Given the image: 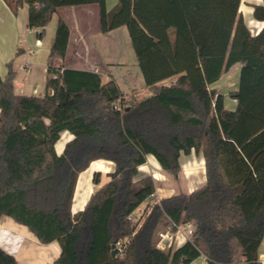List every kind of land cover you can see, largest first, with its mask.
I'll use <instances>...</instances> for the list:
<instances>
[{
  "label": "trees",
  "instance_id": "1",
  "mask_svg": "<svg viewBox=\"0 0 264 264\" xmlns=\"http://www.w3.org/2000/svg\"><path fill=\"white\" fill-rule=\"evenodd\" d=\"M253 17L264 23V0ZM97 4L102 33L127 28L151 95L129 99L111 76L66 68L71 30L59 18L48 58L46 95L15 92L9 62L0 77V219L26 227L42 245L58 243L52 264H261L264 240V27L253 34L242 0H15L28 6V29L45 28L63 7ZM20 55V51L18 52ZM240 64L237 90L213 89ZM175 79V80H172ZM172 80L169 84L165 81ZM64 131L74 139L55 150ZM205 160L206 184L150 206L140 228L132 217L156 195L139 168L153 157L177 177L180 158ZM96 160L115 164L93 183L84 210L72 213L79 175ZM190 224L193 235L167 253L159 234ZM121 244L123 254L114 246ZM0 264H19L0 246Z\"/></svg>",
  "mask_w": 264,
  "mask_h": 264
},
{
  "label": "crops",
  "instance_id": "2",
  "mask_svg": "<svg viewBox=\"0 0 264 264\" xmlns=\"http://www.w3.org/2000/svg\"><path fill=\"white\" fill-rule=\"evenodd\" d=\"M14 2L15 0H0V77L5 78L8 75L7 65L12 61L13 69L17 73L14 80L16 94L31 97H44L46 95L48 58L59 18H63L71 30L68 51L63 62L66 68L91 72H99L98 68H103L108 73L115 66L127 67L129 65L127 64L129 60L124 58L121 52L119 56L115 54L116 33L120 32L122 28L109 33H102L100 9L97 4L60 8L45 28L44 38L40 40L37 35L41 30H31L27 27L28 6L24 5L15 12ZM259 3L262 2L260 0H242L240 8L242 15L243 7L246 8L247 14L250 16L249 24L245 18L244 20L253 34H258L264 27V23L256 21L253 17L252 5ZM117 4L118 0H106L108 11H112ZM112 34H115V37H111ZM19 51L20 55H18ZM133 66H138L137 59ZM127 72L129 76H126V79L131 81V72L130 70ZM108 75L109 78L111 75L116 80L112 73H108ZM214 85L212 88L218 90ZM237 89L238 86L235 90ZM122 90L124 91V89ZM218 91L227 96L226 108L235 110L237 108L236 100L229 98L227 93ZM126 93H128L127 89ZM227 101L231 102L232 108H228ZM73 139L74 136L70 132H62L60 140L55 145L56 153L62 155L66 145ZM152 159L154 158L148 156L147 163L141 166L139 170L142 176H149V173L142 169L150 164L154 176L157 174L162 176L160 179L154 177L157 191L161 192L159 194L160 199L177 194H190L206 184L205 160L202 155H196L193 152L188 156H181V174L184 167L185 175H181L183 177H181L180 183L173 181L167 183L169 175L161 170L162 174L159 164L155 159L154 161ZM114 171L115 164L113 162L96 160L79 175L72 205L73 214L84 210L92 193L99 187L93 183L95 173L101 174L100 186H102L109 181L108 175ZM20 228L21 225L10 218L0 219V246L13 255L19 264H41L38 262L40 252L37 249L49 245H42L28 229V233H24L20 231ZM29 242L31 245L27 244ZM262 255H264V240L259 250V257ZM192 264H208V260L201 257Z\"/></svg>",
  "mask_w": 264,
  "mask_h": 264
},
{
  "label": "rangeland",
  "instance_id": "3",
  "mask_svg": "<svg viewBox=\"0 0 264 264\" xmlns=\"http://www.w3.org/2000/svg\"><path fill=\"white\" fill-rule=\"evenodd\" d=\"M110 4H111V1H110ZM242 11H243V17L245 18L246 22L248 23L250 16H249V14H247L246 8L243 7ZM120 32H121V34H120ZM120 32L116 33L117 36L115 38V45H114L115 54H117V56H119L120 52H121L122 56L124 58H127V60H129L127 63L129 65L127 67H123V66L122 67L121 66L116 67L115 66V68L108 73L113 74V76L116 78L120 87L122 89H124L125 93H126V89H127L128 93H126V95L128 97V100L129 99H135L138 101V100H141V99L148 97L151 94V92L147 88V86L145 85V82H144V79L141 75L139 67L133 66V63L134 64L136 63V56H135V53H134V50L132 47V43H131L129 32H128L127 28H125V27L122 28V30ZM111 37H115V34H112ZM240 68H241L240 64L235 65L229 71V73L223 75V77L214 85V87L223 93H227V95L230 92L235 91L237 86L239 87ZM128 70H130V72H131V77H132L131 81H128L126 79V76H129L128 72H127ZM98 71L103 75L104 81H107L109 79L108 73L106 71H104L103 68H101V69L98 68ZM110 77H111V75H110ZM172 80H175V79H172ZM172 80H167L164 82V84H169ZM231 105H232L231 102L227 101L228 108H232ZM152 161H154V159H152ZM195 162H196V160H195ZM150 163H152V162H150ZM159 168H160V166H159ZM142 170L147 171L149 173V176H151L154 179L155 185H156V180L154 178L155 176H154L153 169L151 168L150 164H148V167L146 166ZM160 172L162 173L161 168H160ZM181 172H182L181 165H180V172H179L177 177L166 172L169 175V177L167 179V183H171V181L176 182V183H180L181 177H183L181 175H185L184 167H183V173L182 174H181ZM156 191H157V185H156ZM160 193L157 191L155 197L152 198L151 200H148L147 202H145L140 207V209L134 214L133 224L134 225H135V223L138 224L139 225L138 228H140L141 225L143 224L145 217L148 214L147 211H148L149 207L153 206L154 204H156L162 200L159 198ZM20 231L24 232V233H28L27 228L24 226H21ZM180 240H182V238H180V239L175 238L174 244H173L174 248H178L179 246H181L184 243V242L180 243ZM25 242H27V241H25ZM27 244L31 245L30 242ZM37 250H39V252H40L38 262L41 264H52V262L60 254V248H59L58 243H54V244L49 245V246H42L40 249H37Z\"/></svg>",
  "mask_w": 264,
  "mask_h": 264
},
{
  "label": "built area",
  "instance_id": "4",
  "mask_svg": "<svg viewBox=\"0 0 264 264\" xmlns=\"http://www.w3.org/2000/svg\"><path fill=\"white\" fill-rule=\"evenodd\" d=\"M133 217H132V219H133ZM135 225H138V224L135 223ZM193 233H194L193 227L190 224L177 227L176 232L168 231V232L160 233L159 234L160 239H159V243H158L157 247L160 250L168 253L171 250V248L173 247L175 238H178V239L182 238V240H180V243H183V242H186L187 240H189V238L193 235ZM116 248L119 251V253L122 255L123 249H122V246L120 243H118L116 245ZM259 262L261 264H264V255L259 257Z\"/></svg>",
  "mask_w": 264,
  "mask_h": 264
},
{
  "label": "water",
  "instance_id": "5",
  "mask_svg": "<svg viewBox=\"0 0 264 264\" xmlns=\"http://www.w3.org/2000/svg\"><path fill=\"white\" fill-rule=\"evenodd\" d=\"M116 246H114V249H113V255H115L116 254Z\"/></svg>",
  "mask_w": 264,
  "mask_h": 264
},
{
  "label": "bare ground",
  "instance_id": "6",
  "mask_svg": "<svg viewBox=\"0 0 264 264\" xmlns=\"http://www.w3.org/2000/svg\"><path fill=\"white\" fill-rule=\"evenodd\" d=\"M155 177L157 178V179H160V177H162L161 175H155Z\"/></svg>",
  "mask_w": 264,
  "mask_h": 264
}]
</instances>
